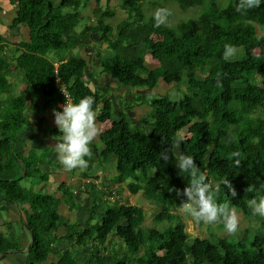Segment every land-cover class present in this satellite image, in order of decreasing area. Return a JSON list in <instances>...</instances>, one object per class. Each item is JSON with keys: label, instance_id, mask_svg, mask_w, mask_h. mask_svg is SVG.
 <instances>
[{"label": "trees", "instance_id": "trees-1", "mask_svg": "<svg viewBox=\"0 0 264 264\" xmlns=\"http://www.w3.org/2000/svg\"><path fill=\"white\" fill-rule=\"evenodd\" d=\"M9 1L17 11L9 30L25 25L29 34L27 40L13 44L0 36V205L4 203L0 212L17 204L25 213L23 227L31 242L24 264H264V219L261 234L250 245L213 233L192 238L178 214L186 198L169 191L183 190L189 182L188 174L181 175L176 166L175 147L180 132L187 130L190 137L181 141L179 154L195 159L214 189L215 201L228 203L246 218L254 217L248 201L264 196V36L258 32V25L264 26V0L246 14L236 11L238 0L226 4L177 0L183 10L202 7V14L198 21L181 22L175 28L156 27L153 16L145 14L146 0H119L118 7L127 14L124 21L116 27L106 23L115 16L107 5L104 11L94 12L99 18L96 27L86 26L81 33L77 28L83 0H63L58 6L53 0ZM88 33L107 45L95 56L103 73L121 87L150 90L149 95H138L143 101L149 97L151 120L133 123L128 106L134 101L129 100L115 114L114 100L85 81L87 61L67 57ZM225 45L233 46L238 57L225 59ZM148 55L158 67L149 64ZM11 79L25 85V90L16 93L18 85ZM218 79L222 86H217ZM58 81L66 84L74 103L93 96L97 121L111 122V128L100 135L103 147L93 146L96 160L90 159L86 170L91 171L95 163L106 168L116 158L115 183L127 184L135 195L142 192L159 209L155 222L167 223L166 228H145L146 216L139 207L110 202L106 192L99 193L91 182L85 183L83 192L92 200L88 208L66 183L56 188L62 196L54 195L48 191L53 149L35 146L26 155L17 149L21 135L30 129L27 112L62 111L65 99ZM161 81L184 84L187 91L178 100L168 94L156 96L153 91ZM38 100L42 106L36 105ZM41 123L47 135L62 134ZM165 150L167 162L159 158ZM234 152L240 155L231 157ZM235 159L241 161L239 167ZM225 179L235 188L236 197L221 183ZM62 203L78 213L86 210L89 218L66 222L59 211ZM61 227L66 233L53 236ZM114 236L118 243L110 240ZM4 241L0 234V261L8 254ZM64 241L70 247L54 251L55 243ZM51 255L58 259L48 262Z\"/></svg>", "mask_w": 264, "mask_h": 264}, {"label": "rangeland", "instance_id": "rangeland-1", "mask_svg": "<svg viewBox=\"0 0 264 264\" xmlns=\"http://www.w3.org/2000/svg\"><path fill=\"white\" fill-rule=\"evenodd\" d=\"M61 0H53V2L55 3V5H58V3ZM85 0H83L84 2ZM93 4V0H90ZM110 1V3H109ZM104 2H108L109 7L115 11V16L113 18L107 19L106 23L110 24L111 26L115 27L117 26L119 23H121L123 20V18L125 17V14L123 12V10L118 7L119 4V0H98L97 5L93 6L95 8H99L101 10H98V12H102L104 11V8H106V6L104 5ZM223 4L227 3V0H222ZM222 6V5H221ZM161 7H167L169 8L173 15L172 17L169 19L170 23H168L167 25H164L166 27H170V28H175L178 24H180L181 22H187V21H192V22H196L198 21L201 13V9L202 7H195V8H189L188 10H183L181 8V6L179 5V3L177 2V0H169L168 2H165L164 0H146V3L143 4V8L145 11V14L147 16H153V13L155 12V10L157 8H161ZM120 10V12H119ZM127 15V14H126ZM96 19L98 20L99 18L96 15ZM1 24H4L6 22H4V20H0ZM96 23V21H95ZM94 24V23H93ZM81 25H83V23H81ZM22 26V25H20ZM259 26V27H258ZM257 27L259 35L260 36H264V26L258 25ZM78 29V28H77ZM12 33L15 32V30H11ZM5 31H0V36L3 39L5 38ZM97 41V43H94L95 45H97V49L102 53L103 50H105V48H107L106 44H101L99 43V37L95 35L94 37ZM78 48V47H77ZM76 48V49H77ZM86 53L85 48H81L79 46V48L77 50H72L71 53L70 51L67 53V57H70L71 55L73 56H81L84 57L83 55H80V51ZM257 53H259V50H256ZM110 53V51H107L104 53V55H108ZM233 58H237L238 57V52L234 51L232 55ZM99 59V58H98ZM147 59L149 61V64L152 65L153 61H155L154 59H152V57L150 55L147 56ZM157 62V61H156ZM99 70L102 73V69L99 67ZM108 76V75H107ZM200 78H204V76L199 74ZM110 78V77H109ZM12 82H19L16 81V79H11ZM101 82H103L104 84H107L108 86H112L113 81L110 79H103L101 80ZM117 84V83H116ZM118 87L116 88H112V89H116L115 94L116 95H120L121 101L117 100V96L114 97V102L115 99L117 100L115 102V107H116V111L114 109V113L116 114L118 109L121 111L123 110V108L125 107V91L127 90L124 87L119 86L118 84L116 85ZM25 88V85H23L22 83H20L18 85V87L15 89L16 93H20L21 90H23ZM118 89L120 90V92H117ZM187 91V86L182 84L181 86H176L175 84L173 85H167L164 82H160L158 87L153 91L154 94L156 96H161V95H165L168 94L173 100H178L183 92ZM133 94H135V96L129 97V99L133 100L134 103H131L132 105L128 106V113L131 116V120L133 121V123H137V121L139 120H143V119H147V120H151V107L148 103V101L150 100L149 97L145 98V102L143 101L142 98H140V95L137 94H151L150 90L145 88V89H132V91L128 92L129 96H132ZM110 97V96H109ZM114 104V103H113ZM33 107H35V104H32ZM131 109V110H130ZM50 113V117L53 116ZM173 115H179V113H175ZM37 122V120H36ZM111 123L106 124L105 126L110 127ZM190 137L189 133L187 132V130H183L182 132H180L179 134V138L181 141ZM35 140H37V138H35ZM26 144H24L27 148H29V143L25 142ZM23 144V142L19 143L17 145V149H19V147ZM36 146H40L39 142L36 144ZM35 146L32 148L34 149ZM31 150V149H30ZM180 152V148L177 149L176 148V154L179 155ZM115 165L116 162L111 161L110 165L108 164L106 168H102L101 171H97L95 172L96 175L92 176L93 181H91V183H94L95 185H97V190L99 193L101 192H106L103 193L105 195V197L110 200V202L112 203H116V204H123V203H128L131 204L132 206H137L139 207L146 216L145 222H144V226L145 228H156L158 230H162L164 228L167 227V223H163V224H157L154 220V216L155 213L158 212L159 209H156L151 203H149L148 201L145 200L143 193L140 192L139 194L135 195L133 194L129 188L127 184H116L114 179L115 176L117 175V172L115 170ZM60 165H58L57 163H54V171H57L58 175V170L60 169ZM43 170V169H42ZM80 169H75L74 172L72 173V185L74 187L69 188L68 190L71 192H73L76 194L77 198L76 200L80 201V202H84L85 203V208L90 207L91 205V198H89L88 194L83 193L84 190L87 188L86 185L84 186V189L82 188L83 185V181L82 178L80 177ZM43 172H45V170H43ZM90 173V172H89ZM93 174V173H92ZM51 181V185L49 186L48 191L49 192H54V195L56 196H62L61 193H59V191H56V188L59 185V181H54L53 179L50 180ZM50 183V182H49ZM36 189H38V187H36ZM4 205V203L2 204ZM67 207V208H66ZM27 209H29V207H26ZM9 211V212H8ZM60 214L64 217V219L66 220V222L69 223H77V219H74V212H72V210H69L68 206L64 204V206L61 208L60 207ZM236 211V210H235ZM13 214H11V213ZM238 216H239V230L235 235H230L228 234L225 229L223 224L217 223V224H213V225H206V224H197L195 222H193L191 220V218L183 213L181 210L178 212V214L181 216V218L183 219V221L185 222L186 226H187V231L188 233L192 236V238L194 237H201V238H208L210 237V235L213 233L214 235L220 237V238H226L229 239L230 241H236L233 239H237L241 240V241H248V244L250 245L253 242V239L255 236H258L259 233L261 234V232H259L260 228H261V222L264 219V217L260 218L261 216H254L251 218H246L241 212L236 211ZM89 212L88 213H83V217L84 220L86 221L89 218ZM98 217V216H97ZM12 221L14 224L9 223L7 220ZM25 219V213L23 211H21L19 205L17 204H11L9 206V208L7 209L6 212H0V234H3V237L5 238L4 241V248H7L5 254H9L8 257H20L21 253H25L23 256H27L24 248L25 243L29 245V243L31 242V238L30 235L28 233V231L23 227V220ZM66 232V230L60 229L56 235L55 233L53 234V236H62V234H64ZM235 237V238H234ZM233 238V239H231ZM24 240H26L27 242H23ZM112 242H117L118 243V239L114 236L110 239ZM250 241V242H249ZM59 247H62L61 250L65 249V248H69L70 245L68 242L64 241L61 242V244L59 243H55L54 245V251H58ZM9 258H5L6 261L2 260L0 261V264H13L10 260H8ZM58 258L55 257L54 255L50 256L49 258V262L50 261H56ZM19 264V263H18Z\"/></svg>", "mask_w": 264, "mask_h": 264}, {"label": "clouds", "instance_id": "clouds-1", "mask_svg": "<svg viewBox=\"0 0 264 264\" xmlns=\"http://www.w3.org/2000/svg\"><path fill=\"white\" fill-rule=\"evenodd\" d=\"M261 0H238L236 11L246 14L248 10L258 8ZM173 15L167 7L157 8L153 13V20L156 27L170 23L169 18ZM234 52L231 45H225V59ZM217 86H222L217 80ZM61 92L65 96L67 91L61 86ZM94 97L85 96L78 103L65 102L62 111L53 110L54 123L62 133L57 140L54 150L57 159L64 167L71 171L74 169H87L89 161L85 157L92 156L90 145L98 136L99 131L96 124V112L93 109ZM181 140L175 141V147L180 148ZM239 152H234L231 157H238ZM159 158L165 162L169 160L168 150L162 151ZM235 165L239 167L241 161L235 159ZM176 166L180 174H188L189 182L183 189H169L175 191L178 197H184L180 203V209L187 214L191 220L197 224L206 225L223 224L225 231L230 235H235L239 230V216L235 209L228 203H217L213 196V187L207 182V176L200 170L195 159L191 155L179 154L176 158ZM231 193L232 197L237 196V192L231 182L225 179L221 182ZM219 187V186H217ZM248 207L252 215L264 217V196L259 199L248 201Z\"/></svg>", "mask_w": 264, "mask_h": 264}, {"label": "crops", "instance_id": "crops-1", "mask_svg": "<svg viewBox=\"0 0 264 264\" xmlns=\"http://www.w3.org/2000/svg\"><path fill=\"white\" fill-rule=\"evenodd\" d=\"M62 1L63 0H61L58 3V5H60ZM96 2H98V0H93L94 5H97ZM90 3H92L90 0H85L83 3L82 9H81L82 19H81L79 26H78V29H77L78 33L83 32L84 28L86 26L96 27V25H97L98 20L96 19L94 12L95 11L97 12L98 10H101V9L95 8L93 6V4L90 5ZM58 5H56V6H58ZM104 5L107 7L108 2H107V4H106V2H104ZM105 9L106 8H104V10ZM16 12L17 11H16L15 6H13L9 0H0V20H4V22H6L5 25L0 23V31H5V35H4L5 38L12 44L13 43H20L23 40H27L28 34H29V30L25 25L19 26L16 29H14L15 30L14 33H12V31L9 30V27H10L13 19L16 17ZM119 12H120V10H119ZM123 12L125 14V17L123 18V20H125L127 15H126V12L124 10H123ZM95 21H96V23H95ZM81 23H83V25H81ZM94 37H95V35H93V34H89V33L86 34L82 38V44L80 46L81 48H83V49L85 48V50H86V53L81 52V50L79 51L80 55H83L84 56L83 58L87 61V66L84 70L85 81L88 82L89 86L93 90H97V91L101 92V94L110 96L111 100H113L114 97L117 96V100L121 101V99H123V98H121L120 95L115 94L116 89H112V88L118 87V86H116L118 83L116 84V82H114L112 79L111 80L114 83V84H112V86H108L107 84H104L103 82H101V80H103V79L107 80L110 78H109V76H107L106 73H103V72L101 73V71L99 70V66H98L99 65V59L95 56L100 51L97 49V45L94 44V43H97V41ZM77 49H75V50H77ZM152 65L154 68H156V67H158L159 63L156 61H153ZM16 84L19 85L20 82H16ZM110 87H112V88H110ZM124 88L127 89L125 91V95H124L125 102L127 100H129V102L131 103L133 100L129 99V97L133 98L135 96V94H133L132 96H129L128 92L132 91V89H129L128 87H124ZM24 90H25V88L23 90H21V92H23ZM117 92H120V90L118 89ZM32 103H34V102H32ZM36 105L42 106L41 101H39V100L36 101ZM114 108L116 111L115 102H114ZM125 108H126V105L123 109H125ZM49 112H51V114L53 115V111H47L46 113L42 114V113H38L37 110H35V109L30 110L29 112L26 113L27 116L30 117L31 125H30V129L27 132H25V134L21 135L20 143L23 142V144L19 147L18 150L22 154L26 155V154H28L30 149L32 150V148L34 146H36V144L39 142L40 146H37L36 148L44 149L46 146L52 148L53 151H51L52 154L49 156V158L52 161H54L55 163H57L58 165H60L61 167H64V165L58 161L57 154L54 150V146H55L57 140H59V136H61L62 134L58 133V134H55L54 136L47 135L48 130L45 127V125L41 123L42 121H44L47 124L46 126L52 127L53 129L54 128L58 129V127L54 123V115L50 117ZM36 120H37V122H36ZM108 123H111V122L108 121L105 123H100L97 121V118H96V124L98 127L99 134L95 138L93 143L90 145L92 151H93L94 145H97V146L99 145V146L103 147L102 144H100V135H101V133L108 131L111 128V125H110V127L105 126ZM35 138H37V140H35ZM25 142L29 143V145H30L29 148H27L24 145V144H26ZM42 149H40V150H42ZM91 157H93V158H87L88 161L90 159L96 158L93 156V153H92ZM111 161L117 162L116 158H112ZM111 161H110V163H111ZM110 163H109V165H110ZM74 170L69 171L65 168L64 171H58L59 174L56 175L57 171H54L52 168L48 167V171L50 172V174H49L50 184H52L50 180L53 179L54 181H59L60 182L59 185L61 183H66L68 188L74 187L71 183L72 182V175H73L72 173L74 172ZM115 170H116V165H115ZM79 171H80V175H81L80 177L82 178V181H83V185H82L83 189H84L86 182L93 181V179H92L93 175H96V176L98 175L95 172H97V171L102 172L98 163L94 164V167L91 171H88L86 169H84V170L80 169ZM116 172H117V170H116ZM84 173L86 174V177L83 176ZM73 192H74V190H73ZM75 198H77L76 194H75ZM64 204L65 203H62L60 207L62 208L64 206ZM81 204L84 205V202L83 203L81 202ZM0 206H2V204ZM9 206L10 205H8L7 207L9 208ZM72 212H74V219H77V221H84V217L82 215H83V213L84 214L87 213L86 210H83L81 213H78V211H72ZM7 221L9 223L14 224L12 221L9 220V218ZM63 228L66 230L65 227H61L60 229H63ZM64 234H62V235H64ZM23 242L25 243L27 241L24 240ZM29 245H30V243H29ZM29 245L25 243V245H24L25 251L27 250V247H29ZM21 254L24 255L25 253L23 252ZM8 255L9 254L6 255V259L9 258L8 260H10L13 264H18V263L24 264L27 260V257L23 256V255H21L20 257H14V258L8 257ZM3 260L6 261L5 258Z\"/></svg>", "mask_w": 264, "mask_h": 264}, {"label": "built area", "instance_id": "built-area-1", "mask_svg": "<svg viewBox=\"0 0 264 264\" xmlns=\"http://www.w3.org/2000/svg\"><path fill=\"white\" fill-rule=\"evenodd\" d=\"M57 85H58L59 90L61 89V86L63 85V87L65 88V90H66L67 93H68V95H67V97H66V99H65V96L63 95V93H62L61 90H60L61 94L64 96V99H65L64 103L60 104V108H61V110H62L63 105L65 104V102H72V103H74V102H73V98L71 97V95H70V93H69V91H68V88H67L66 84L63 83V82L58 81V82H57Z\"/></svg>", "mask_w": 264, "mask_h": 264}, {"label": "water", "instance_id": "water-1", "mask_svg": "<svg viewBox=\"0 0 264 264\" xmlns=\"http://www.w3.org/2000/svg\"><path fill=\"white\" fill-rule=\"evenodd\" d=\"M30 249V248H29Z\"/></svg>", "mask_w": 264, "mask_h": 264}]
</instances>
